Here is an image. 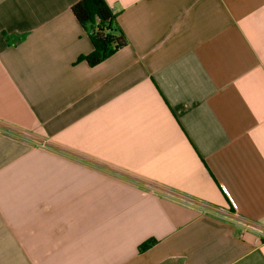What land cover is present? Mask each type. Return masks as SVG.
Listing matches in <instances>:
<instances>
[{
  "label": "crops",
  "instance_id": "obj_1",
  "mask_svg": "<svg viewBox=\"0 0 264 264\" xmlns=\"http://www.w3.org/2000/svg\"><path fill=\"white\" fill-rule=\"evenodd\" d=\"M78 1L0 0V264H264V0H105L93 67Z\"/></svg>",
  "mask_w": 264,
  "mask_h": 264
},
{
  "label": "trees",
  "instance_id": "obj_2",
  "mask_svg": "<svg viewBox=\"0 0 264 264\" xmlns=\"http://www.w3.org/2000/svg\"><path fill=\"white\" fill-rule=\"evenodd\" d=\"M71 12L88 32L92 45V51L79 57V61H86L93 67L126 46V38L116 23V16L105 0H80L72 6ZM152 244V241L141 244L139 251Z\"/></svg>",
  "mask_w": 264,
  "mask_h": 264
},
{
  "label": "built area",
  "instance_id": "obj_3",
  "mask_svg": "<svg viewBox=\"0 0 264 264\" xmlns=\"http://www.w3.org/2000/svg\"><path fill=\"white\" fill-rule=\"evenodd\" d=\"M231 207L233 208V209H235V206H234V204L231 202Z\"/></svg>",
  "mask_w": 264,
  "mask_h": 264
}]
</instances>
